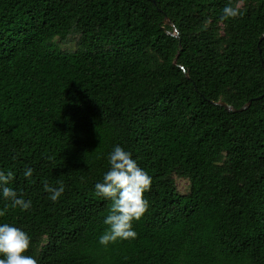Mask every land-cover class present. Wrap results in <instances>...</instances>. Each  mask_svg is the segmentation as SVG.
I'll return each instance as SVG.
<instances>
[{
	"label": "trees",
	"instance_id": "16d2710c",
	"mask_svg": "<svg viewBox=\"0 0 264 264\" xmlns=\"http://www.w3.org/2000/svg\"><path fill=\"white\" fill-rule=\"evenodd\" d=\"M263 33L264 0H0V170L32 202L0 198V222L29 234L25 254L264 264ZM117 144L152 182L136 237L105 246L94 184ZM60 183L53 202L44 185Z\"/></svg>",
	"mask_w": 264,
	"mask_h": 264
},
{
	"label": "clouds",
	"instance_id": "9594fccd",
	"mask_svg": "<svg viewBox=\"0 0 264 264\" xmlns=\"http://www.w3.org/2000/svg\"><path fill=\"white\" fill-rule=\"evenodd\" d=\"M224 18L236 17L241 14L238 8L226 4L222 9ZM108 169L103 173L101 181L94 184L98 197L110 201L108 214L103 223L107 225L99 236L101 245H108L117 240H129L136 237L132 226L148 208L144 193L151 187L152 177L139 166L131 152L119 144L114 145L106 156ZM33 169L26 167L23 175L27 179L32 176ZM14 173L0 170V198L10 202L12 208L26 211L31 208V200L18 195L16 189L10 187ZM55 202L64 192L62 183L59 187L44 185ZM5 207H8L6 204ZM0 210V216H3ZM30 236L23 229L6 222H0V264H38L37 260L25 252L30 245Z\"/></svg>",
	"mask_w": 264,
	"mask_h": 264
},
{
	"label": "rangeland",
	"instance_id": "374dc122",
	"mask_svg": "<svg viewBox=\"0 0 264 264\" xmlns=\"http://www.w3.org/2000/svg\"><path fill=\"white\" fill-rule=\"evenodd\" d=\"M60 45H61V47H67V48L68 47L69 48L73 47L72 42H63ZM175 184H176V187H177L178 191H185L187 189L188 180L186 178H184V177L176 176L175 177Z\"/></svg>",
	"mask_w": 264,
	"mask_h": 264
},
{
	"label": "water",
	"instance_id": "95a60500",
	"mask_svg": "<svg viewBox=\"0 0 264 264\" xmlns=\"http://www.w3.org/2000/svg\"><path fill=\"white\" fill-rule=\"evenodd\" d=\"M152 1H154V0H152ZM164 21H165V23H168V24L171 23L168 17H165V20ZM263 36H264V33L261 34L260 39ZM250 101H251V99H249L244 105H242L241 107H238V108H235L232 105H230L228 103H225V102H222V101H217L215 103L216 104H219V105H222L225 109H227L229 111H239V110H242V109L246 108L249 105Z\"/></svg>",
	"mask_w": 264,
	"mask_h": 264
}]
</instances>
